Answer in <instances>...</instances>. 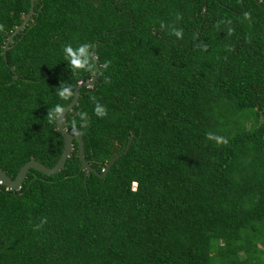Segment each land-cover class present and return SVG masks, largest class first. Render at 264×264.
Masks as SVG:
<instances>
[{
    "label": "trees",
    "instance_id": "obj_1",
    "mask_svg": "<svg viewBox=\"0 0 264 264\" xmlns=\"http://www.w3.org/2000/svg\"><path fill=\"white\" fill-rule=\"evenodd\" d=\"M258 1L36 0L5 59L31 1L0 0L7 175L31 159L53 167L60 158L63 139L48 113L98 72L92 56L94 72H73L65 45L90 44L100 70L63 122L82 133L87 162L102 174L134 136L102 178L85 181L74 140L59 173L31 169L15 191L0 184V264H264ZM60 85L72 95L61 98Z\"/></svg>",
    "mask_w": 264,
    "mask_h": 264
},
{
    "label": "water",
    "instance_id": "obj_2",
    "mask_svg": "<svg viewBox=\"0 0 264 264\" xmlns=\"http://www.w3.org/2000/svg\"><path fill=\"white\" fill-rule=\"evenodd\" d=\"M31 1V6H30V10L29 12L26 14V16L23 19V22L15 28L14 32L8 37L7 39V43L5 45L4 48V57L6 59V51L7 48L9 46V44L12 42L13 38L24 29V27L28 24L29 20L31 19L33 13H34V6H35V2L36 0H30ZM123 1V0H122ZM256 2L258 4H260V1L256 0ZM91 56L93 58V62L96 66V68H98V72L97 74H95L92 79L90 80H86V81H82L80 82L77 87L75 88L74 91V97L72 99V101L65 107L62 109V112L60 113L59 117L56 119V129L58 131V133L62 136L63 139V144H64V148L62 150V153L60 155L59 160L57 161V163L53 166V167H47L46 165H44L43 163H41L38 160L35 159H31L30 161L26 162L21 169L19 170V172L17 173L16 177L14 179H12L11 177H9L6 173V171H4L1 167H0V184L4 185L7 189L9 190H18L21 188L23 182L25 181L27 174L29 173V171L31 169L37 170L45 175H54L59 173L64 167H65V163L67 161V159L70 157L72 151H73V142L74 140L77 141L78 143V156H79V160L81 162V165L85 171V181L87 176L90 173H94L99 177H104L108 174L112 164L123 154L126 153L127 150L129 149V145L133 139L134 136H132V138L130 139V141L128 142L126 149L124 150V152L118 154L117 156L113 157L111 159V161L108 163V165L105 167V169L103 170L102 174L98 173V171L96 169H94L85 159V147H84V141L82 139V137L76 133H74L73 131L67 130L64 125V119L65 116L73 109V107L78 103L79 97H80V91L82 87H92L97 79L98 76L100 74V70L99 67L97 65V59L94 56V52H91Z\"/></svg>",
    "mask_w": 264,
    "mask_h": 264
},
{
    "label": "clouds",
    "instance_id": "obj_3",
    "mask_svg": "<svg viewBox=\"0 0 264 264\" xmlns=\"http://www.w3.org/2000/svg\"><path fill=\"white\" fill-rule=\"evenodd\" d=\"M172 33L177 38H180L182 35L181 30H178L175 28L172 29ZM90 48H91V45L88 43L79 44L75 48H73L70 44L65 45L63 47L64 59H67L69 61V64L72 67L73 72H76L77 70H80V69L93 71V72L95 71V69L93 68V65H92V61H91ZM102 67L106 68L107 63L102 65ZM57 94L61 98L70 97L72 95L71 86L60 85L59 87H57ZM93 111L96 114V116H98V117H103L106 115V109L102 105H100L99 103L95 104ZM61 112H62L61 105H56L48 113L49 120L57 119ZM80 115H81V117H83L84 113H80ZM87 123H88L87 120H84V119L80 120L81 128L86 127ZM72 131L76 134H82L76 128L75 122L73 123ZM206 135H207L209 140H213L217 144L227 143V140L222 136L216 135V134L211 133V132L207 133ZM135 186H136V184L134 183V187ZM41 223H43V220L41 221ZM36 227H39V225H37Z\"/></svg>",
    "mask_w": 264,
    "mask_h": 264
}]
</instances>
